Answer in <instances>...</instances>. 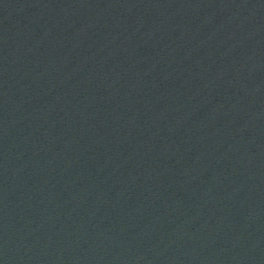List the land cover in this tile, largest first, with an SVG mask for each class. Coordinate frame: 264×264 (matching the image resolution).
<instances>
[{
	"label": "water",
	"instance_id": "1",
	"mask_svg": "<svg viewBox=\"0 0 264 264\" xmlns=\"http://www.w3.org/2000/svg\"><path fill=\"white\" fill-rule=\"evenodd\" d=\"M0 264H264V0H0Z\"/></svg>",
	"mask_w": 264,
	"mask_h": 264
}]
</instances>
